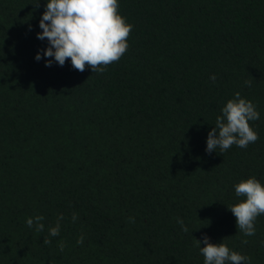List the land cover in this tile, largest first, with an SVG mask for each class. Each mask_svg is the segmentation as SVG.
Returning a JSON list of instances; mask_svg holds the SVG:
<instances>
[{"label": "trees", "instance_id": "obj_1", "mask_svg": "<svg viewBox=\"0 0 264 264\" xmlns=\"http://www.w3.org/2000/svg\"><path fill=\"white\" fill-rule=\"evenodd\" d=\"M35 3L0 0V264H204L205 235L264 264V214L245 236L227 208L264 185V0H118L133 28L102 73L43 57ZM237 92L258 139L209 154Z\"/></svg>", "mask_w": 264, "mask_h": 264}, {"label": "clouds", "instance_id": "obj_2", "mask_svg": "<svg viewBox=\"0 0 264 264\" xmlns=\"http://www.w3.org/2000/svg\"><path fill=\"white\" fill-rule=\"evenodd\" d=\"M39 7V3H35ZM118 0H47L46 9L39 22L41 32L37 38L41 41L47 39L48 47L43 51V57L54 58L55 62L63 66L70 59L74 69L83 72L86 65L92 72H104L109 64L117 62L128 49L127 39L133 26L126 23V19L118 12ZM37 61L42 59L41 53L35 56ZM53 60L46 61L47 67L52 66ZM210 79L215 82L216 76ZM250 86L251 82L246 81ZM222 115L217 116L215 127L208 132L206 152L211 154L219 148L225 152L236 145L246 149L250 143L258 139V134L250 127L249 121L260 118V114L250 100L235 94L234 99L227 101L222 108ZM238 197L246 199L227 207L236 218L237 228L245 236L255 235L254 223L256 218L264 214V185L255 177H249L235 185ZM57 219L55 227L49 229V236L56 237L60 234V220ZM78 219L76 213L72 220ZM43 216L28 218L26 223L29 228L35 227L37 232L44 230ZM134 223V218H129ZM182 230L187 233L188 228L182 219H177ZM210 238L196 239V246L204 257V264H249L250 258L243 256L223 243H210ZM84 236L81 235L77 244H83ZM247 240L242 243L247 244ZM44 244L51 240L45 238ZM64 244H60L63 251Z\"/></svg>", "mask_w": 264, "mask_h": 264}]
</instances>
